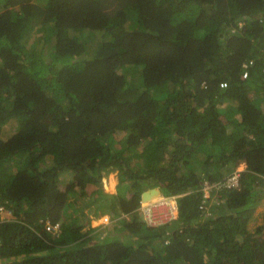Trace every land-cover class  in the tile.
Masks as SVG:
<instances>
[{"label":"trees","instance_id":"16d2710c","mask_svg":"<svg viewBox=\"0 0 264 264\" xmlns=\"http://www.w3.org/2000/svg\"><path fill=\"white\" fill-rule=\"evenodd\" d=\"M153 187L177 219L138 214ZM0 203V264H264V0H0Z\"/></svg>","mask_w":264,"mask_h":264},{"label":"rangeland","instance_id":"374dc122","mask_svg":"<svg viewBox=\"0 0 264 264\" xmlns=\"http://www.w3.org/2000/svg\"><path fill=\"white\" fill-rule=\"evenodd\" d=\"M79 85H80V83L76 79L70 85V88H74V87H77ZM238 99L241 102L244 101L242 98H238ZM237 105L238 104H235V103H232V102L228 101V102H226L224 104V107H225L226 110L229 111L232 106L239 108V105L238 106ZM228 116H229L228 118L238 119V117H239L238 110L229 111ZM208 152H209V149L204 151L203 154H201L200 157L197 159V161H195L197 167L201 164V162L203 161V159L206 156V154H208ZM242 169H243V165H240L237 168V170H242ZM123 176L124 175H122V173L120 171L116 170V171L110 173L108 176L103 177L102 180H101V185H102L103 191L108 193V194H112L114 196L116 194H120L119 191H118V185L121 182L120 178H123ZM121 184H122V182H121ZM183 194H185V193H183ZM69 195L71 196L72 194L69 193ZM124 195H127V193H124ZM157 198H159V197H157ZM157 198H154L152 200L146 201L145 203L140 201V204H139V207H138V211H139L138 214L141 215V207H142V205L144 206L147 203H154V202H156L155 200H157ZM115 201H116V199H115ZM93 205H95V204L93 203ZM117 205H118V203H117ZM118 207H119V205H118ZM70 213L71 212H68V214H70ZM256 214H258V218L259 219L256 218V219H254L251 222V226L252 227H254V225H256V226L260 225V221L261 222L263 221V218H264V205L261 206L257 210ZM70 216H72V218H73L72 220L73 221L79 222V223L80 222L83 223V228H82L83 230H86L87 228L104 229V234L108 233L109 236H113L111 238H114V236H118L119 238L123 239V234H124V237L127 240H129L130 239L129 237H131V236H128V234H130V229L128 230L127 235H125L126 231H124V229L122 228V225L119 224V228L117 227L118 223H117L116 219H114V218L111 219L108 214H102V211H100V213H98L97 215H94L93 214V207L90 206V205L89 206H85L84 205V207H82V204H81V210L74 211ZM120 216L124 217V218H128L126 214H121ZM204 216H207V217L210 216V211L208 210V208L205 210ZM173 219H177V214H175ZM261 234H262V231L259 232L258 238H261L260 237ZM99 241H97V243ZM103 262L104 261L102 260V258L98 257L97 261H96V264H103Z\"/></svg>","mask_w":264,"mask_h":264},{"label":"built area","instance_id":"2783aa9c","mask_svg":"<svg viewBox=\"0 0 264 264\" xmlns=\"http://www.w3.org/2000/svg\"><path fill=\"white\" fill-rule=\"evenodd\" d=\"M251 62L244 64L243 68V77L247 76V66ZM226 83H221L220 87H225ZM239 171H234L226 180L216 182V183H209L204 181L201 185V202L199 208L201 210H206L207 201L210 198L211 190L216 188L219 189L223 188H233L238 183ZM154 203H148L141 207V216L145 220V222L149 225H157L162 224L165 222H169L173 220L175 214H177V204L175 197H166L160 196L155 200ZM145 203V202H144ZM6 203H0V221L9 220V219H16L21 220L22 215L17 214L14 215L12 211V207L7 206ZM45 230L47 232L56 233L59 230V224L55 223L52 224L49 220L44 222Z\"/></svg>","mask_w":264,"mask_h":264},{"label":"water","instance_id":"95a60500","mask_svg":"<svg viewBox=\"0 0 264 264\" xmlns=\"http://www.w3.org/2000/svg\"><path fill=\"white\" fill-rule=\"evenodd\" d=\"M161 196V190L158 187L149 188L141 193V202H146Z\"/></svg>","mask_w":264,"mask_h":264},{"label":"bare ground","instance_id":"6f19581e","mask_svg":"<svg viewBox=\"0 0 264 264\" xmlns=\"http://www.w3.org/2000/svg\"><path fill=\"white\" fill-rule=\"evenodd\" d=\"M148 204V203H147Z\"/></svg>","mask_w":264,"mask_h":264}]
</instances>
